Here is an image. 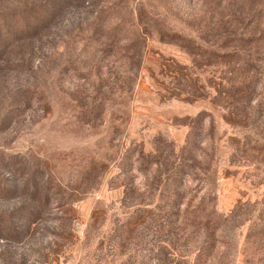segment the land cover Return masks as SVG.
Segmentation results:
<instances>
[{"label":"rangeland","instance_id":"rangeland-1","mask_svg":"<svg viewBox=\"0 0 264 264\" xmlns=\"http://www.w3.org/2000/svg\"><path fill=\"white\" fill-rule=\"evenodd\" d=\"M0 264H264V0H0Z\"/></svg>","mask_w":264,"mask_h":264},{"label":"trees","instance_id":"trees-1","mask_svg":"<svg viewBox=\"0 0 264 264\" xmlns=\"http://www.w3.org/2000/svg\"><path fill=\"white\" fill-rule=\"evenodd\" d=\"M173 215L175 218L165 220L161 225L162 232L165 235L163 237H167L168 244H177L179 242V245L176 247H179L181 251L184 250V247L189 242L193 243V239H197L199 235H206L208 238L209 236L215 235L219 230V221L216 218L207 216L199 209L192 210L189 214L185 215L179 212H174ZM206 248L205 251L201 249L194 255L196 263L200 260L202 253L206 257L207 252L211 251L212 244L209 240L206 243Z\"/></svg>","mask_w":264,"mask_h":264}]
</instances>
